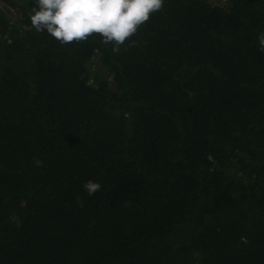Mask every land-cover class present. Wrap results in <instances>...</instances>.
Listing matches in <instances>:
<instances>
[{
	"label": "trees",
	"instance_id": "16d2710c",
	"mask_svg": "<svg viewBox=\"0 0 264 264\" xmlns=\"http://www.w3.org/2000/svg\"><path fill=\"white\" fill-rule=\"evenodd\" d=\"M33 5L0 9V264H264V0H164L119 55Z\"/></svg>",
	"mask_w": 264,
	"mask_h": 264
},
{
	"label": "clouds",
	"instance_id": "9594fccd",
	"mask_svg": "<svg viewBox=\"0 0 264 264\" xmlns=\"http://www.w3.org/2000/svg\"><path fill=\"white\" fill-rule=\"evenodd\" d=\"M163 7L164 0H34L30 20L37 32H46L62 46L99 33L101 43L111 44L113 54L119 55L122 47L136 46L133 35L150 20V13ZM257 43L264 53V32ZM82 186L89 196L102 187L93 180Z\"/></svg>",
	"mask_w": 264,
	"mask_h": 264
},
{
	"label": "rangeland",
	"instance_id": "374dc122",
	"mask_svg": "<svg viewBox=\"0 0 264 264\" xmlns=\"http://www.w3.org/2000/svg\"><path fill=\"white\" fill-rule=\"evenodd\" d=\"M9 1L12 2L14 6L16 4L17 8L15 9V7L10 5L9 7L2 0H0V9L5 10L9 14L8 16L10 17V19L16 21L20 18V13L18 10H19V6H21L22 4V0H9ZM207 1L213 5L225 4V0H207ZM88 68H89L88 69L89 76L91 78H94V80L100 79L106 81L110 87H114L112 76L107 71H104L96 60H94L91 64H89Z\"/></svg>",
	"mask_w": 264,
	"mask_h": 264
}]
</instances>
